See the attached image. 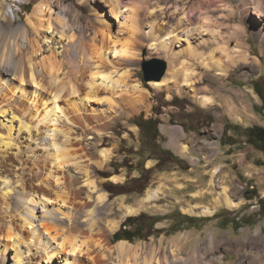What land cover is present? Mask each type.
<instances>
[{"label":"rangeland","instance_id":"obj_1","mask_svg":"<svg viewBox=\"0 0 264 264\" xmlns=\"http://www.w3.org/2000/svg\"><path fill=\"white\" fill-rule=\"evenodd\" d=\"M40 1L0 0V64H16L18 72L27 77L29 90L27 97L16 93L14 82L18 81L13 74L8 77L15 78L1 86L0 193L13 189L9 197L13 202L22 188L36 200L46 193L51 198L49 216L57 219L50 229H59L67 238H87L98 264L142 260L141 252L122 254L115 246L119 241H112L128 216L165 217L181 211L213 217L220 213L219 218L185 225L175 233L169 232L172 220L163 219L155 225L163 232L127 241L152 243L162 256L177 249L188 264H213V258L222 255L226 263L238 264L249 249L254 250L244 235L260 234L264 240V214H258L259 201L264 198V155L243 138L235 146L223 145L221 138L228 121L244 127L264 125L263 100L257 93L264 94V11L256 13L257 5L264 10V0H121L119 16L112 10V0H47L52 1V9L36 14L34 6ZM14 2L18 9L13 15ZM177 4L189 9L185 22L180 20L184 15ZM64 6L71 10L59 14ZM97 8L101 15L94 12ZM107 18L113 22L109 33L102 22ZM62 24L64 30L59 28ZM3 26L20 32L3 39ZM234 28H240L238 38L229 36ZM174 30L179 37L171 43L174 33H166ZM125 44L135 47L138 55L125 59L110 50L105 53L107 46L120 49ZM240 48L249 53L247 59L238 56ZM212 57L220 59L225 71L219 72ZM154 58L167 62L166 73L159 81H146L143 63ZM33 69L42 83L37 94L30 91L36 86L29 80ZM184 71L194 81L193 88ZM102 72L110 78L104 79ZM162 80L168 85H155ZM139 83L146 95L144 102L134 99L139 95L134 86ZM57 92L60 96L54 97ZM205 96L213 98V103L203 106L198 99ZM54 98L61 109L67 108L65 112L58 109L55 115ZM72 101H77V108L70 106ZM45 110L50 112L48 117ZM142 112L146 118L160 119L159 144L182 162L164 161L160 164L163 170H158V155L142 152V131L131 123ZM58 147L68 152L69 162L62 167L53 162ZM143 159L146 168H153L143 193L108 190L106 183L123 184L138 177L137 165ZM216 167L219 172L213 178ZM57 177L64 183L58 184ZM91 180L96 189L88 184ZM223 187L236 207L227 206ZM149 191L160 193L143 203ZM103 193L107 200L102 202L98 197ZM128 205L139 208L138 212L128 214ZM196 206L213 207L214 213L201 215ZM37 211L43 214L41 205ZM65 215L74 216L75 221L69 223ZM236 216L251 223H227ZM16 251L14 247L0 251V261L15 264ZM84 260L82 264H94L87 256ZM154 264L160 262L155 259Z\"/></svg>","mask_w":264,"mask_h":264},{"label":"bare ground","instance_id":"obj_2","mask_svg":"<svg viewBox=\"0 0 264 264\" xmlns=\"http://www.w3.org/2000/svg\"><path fill=\"white\" fill-rule=\"evenodd\" d=\"M14 1H22V0H14ZM109 1L110 0H100V2H104V3H107ZM145 1L146 0H141L142 3H145ZM178 1L182 2L183 0H178ZM111 2H112L111 6H112V10L114 11V14L116 16L117 15L119 16V14L122 12L121 11L122 1L121 0H112ZM259 2L261 3V1H259ZM51 3H52V1L50 2L47 0H42V1L38 2L34 6V13L42 14L43 12H45L48 9V7H49V9H52ZM178 6H180L179 10L181 8L180 15H182V14L184 15V16L180 17L181 18L180 20L185 22L184 21L185 16H186V14H189V9H187V7L184 8V6H185L184 4L183 5L177 4L176 8H178ZM259 7H260L259 5L256 6V8H257L256 13L261 14V12L264 10L260 9ZM70 10H71L70 6L61 7L59 14H65L66 11H70ZM132 10L134 13H136L135 8L132 7ZM104 11L105 10H103L101 12L104 14L105 13ZM94 12L96 14L101 15L100 10L98 8L95 9ZM263 21H264V18H263ZM102 22L105 25V31L106 32L108 31V33H109V31H111V29L113 28L112 27L113 22L108 18ZM48 27L49 28L51 27V22H49ZM59 28L64 30L65 26L62 24V25H59ZM263 28H264V26H263ZM1 31H2V38L3 39H6L7 37H16L18 32H20V30L17 28H12L8 31L4 26L2 27ZM96 32H97V29H96ZM174 32H175V30L172 32L169 31L166 33V35L173 34ZM175 34L176 33H174L173 35H171L172 37H170L169 41L171 43H173L175 40H178L179 36L177 34L176 35ZM240 34H241L240 28H234L231 31H229V36H231V37L238 38ZM71 40H73V39H71ZM162 42H164V41H162ZM168 45L169 44H167V46ZM108 50L119 53L121 55V57L125 58V59H128V58H131L132 56L138 55L136 53L135 47H130L127 44H125V46L121 47L120 49H118V47L116 45H114L113 47L107 46V49L105 50L106 54H107ZM99 55L103 57L105 54L100 53ZM238 56L243 58V59H247L249 57V53H247L244 49L240 48L238 50ZM211 60H213V57ZM213 61H214V64L216 65L217 69L220 70L219 72H222L223 70L225 71V68L221 64L222 62L220 61V59L217 58V60L215 59ZM212 65H213V63H212ZM0 68H1L0 71H3V73L4 72L7 73V74H0V91L2 90L1 86H4V84L7 81H10L12 78L16 77L18 82H14V85L16 87L15 92L16 93L19 92L20 95L23 97L29 96V94H28L29 90L25 86L27 77L24 76L22 73L18 72V66L16 64L4 65L1 63ZM210 68H211V65H210ZM186 69H185V71H186ZM189 69L191 71L192 68H189ZM185 73H186L185 78L188 77L186 79V81L188 83H189V81H191L189 88H193L191 86L194 85V81L189 78L190 75L188 72H185ZM8 74H10V75L13 74L15 77L10 78V76L8 77ZM101 75L103 76L104 79L108 78V76H109V75L107 76V74L104 72H102ZM54 78H56V77H54ZM57 79H55V80L57 81ZM94 79L95 78H92V80H93L92 84H94ZM29 80L31 82H34L36 85L33 90H30L31 93L37 94L38 93V87L40 86V84L42 85V83H41V81L38 80V76L35 73L34 69L31 72ZM1 81H3V83H1ZM154 83L158 87H161L163 85H168L167 83H165V80H162L161 82H154ZM168 88H170V86ZM60 89L61 88H59V91H60ZM169 90H171V89H169ZM91 91H92L91 89L87 91L88 96H90ZM134 93L135 94L139 93V95L134 99L142 100V101L144 99H146V95H145L143 89L141 88L140 83L136 84L134 86ZM55 95L56 96H54V97L60 96V94L58 92ZM198 100L203 106H207V105L213 103V101H214L213 98H211L210 96L201 97ZM138 102H140V101H138ZM52 103H53V106H52L53 109L52 110L55 112V115L57 114L56 111L58 109L63 110L64 112L67 109V108L66 109L64 108L65 110L61 109V107L59 106V104L55 98L52 99ZM46 104H47V102H46ZM7 105H9V103H7ZM70 106H73V109L77 108V101H75V102L72 101L70 103ZM2 107L5 109V105ZM49 114H50V112H47L46 116L48 117ZM103 154L106 158H108L107 154H105L104 152H103ZM53 162H54V164H57L61 167L64 166V164L69 162L68 152L66 150L62 151L58 147V151H57V153H55V156L53 157ZM218 172H219V167H216L214 169L213 178H214V176H216V174ZM56 181L58 182V184H60L59 182H61V184L64 183V181H62L61 177H57ZM88 184L92 185L94 187L93 189L97 188V186L93 180L89 181ZM213 185H215L214 179H213ZM12 192H13V189L8 187L7 190L0 193V197H1L0 198V251H2V253H3V252H6V250L9 247L16 248L17 251H16V254L14 257V259H15L14 263L15 264H82V263H84V261H85L84 257L86 259V256L91 258L92 261L94 262V264H98L97 260H96L97 255H94L93 254L94 251L93 252L91 251L87 238L84 239L79 235H75V236L73 235L74 237H71V235H69V234H67V235H69L71 238H67V236L66 237L63 236V234L66 235L65 233L62 232L63 234H60L61 231H59V229H56V228H54L55 230L50 229V224L52 225L54 223H57V219H56V217H53V216L50 217L49 216L52 214V210L48 207L49 206L48 204H50L49 202H50L51 198L46 193L40 194L41 198L39 200H36L34 198V196H29L28 193L26 192V190L24 188H22V190H19L17 192L18 198H16V200L13 202V201L9 200V197L12 194ZM157 193L159 194L160 192L149 191L147 197H145V199L142 202L144 203L145 201H147V202L152 201L153 198H155V195H157ZM31 194H33V192ZM221 194L224 196L225 202H226L228 207L233 208V207H236L238 205L235 201H233L230 198L227 188L223 187V192ZM98 200L102 201V202L107 200L106 193L99 195ZM40 205L42 206L43 214L39 215L37 208ZM196 208H199L198 213H200L201 215H211L214 213V209H215L213 207H208V206H196ZM126 209H127L128 214H130V215L136 214L139 210V208H136V207H133L130 205H128L126 207ZM190 210L194 211L193 209H190ZM93 212H94V210H91L89 212L90 215H93ZM65 216L68 218L69 223L70 222L73 223L75 221L74 216H71V215H65ZM90 225H94V223H90ZM69 228H71V227H69ZM25 231H27L28 234H25ZM53 231L54 232L59 231V233L57 234V232L54 233ZM63 231H65V230H63ZM246 236L244 235V237H245L244 239H247L249 241V244L252 245L254 250L249 249L244 254L243 258L240 259L241 261L238 264H260L259 261L264 260V240L260 234L253 236V238H246ZM97 245H99L101 247L103 246V244L99 243V242L97 243ZM21 246L22 247L26 246V247H25V249H22ZM115 246H116V249L122 254L127 253V254H132L133 256H135L139 252H141L143 254V258L140 262H136V264H154L155 259H157L160 262V264H188L189 263L187 258L182 256L181 252L179 250H177V249L172 250L171 254L165 253V255L162 256L161 252H159L158 249L152 243L133 244L127 240H119V242ZM146 252H147V254H146ZM212 261L215 264H228L224 261L223 255L216 257V258H213ZM0 264H5V263H4V261L3 262L0 261ZM87 264H89V263H87Z\"/></svg>","mask_w":264,"mask_h":264},{"label":"trees","instance_id":"obj_3","mask_svg":"<svg viewBox=\"0 0 264 264\" xmlns=\"http://www.w3.org/2000/svg\"><path fill=\"white\" fill-rule=\"evenodd\" d=\"M255 88H257L256 85ZM257 93L261 96L263 100L262 106L264 107V94L259 90ZM131 123L137 125L142 131V152L149 153L153 151L156 155H158L156 169L163 170L160 168V164L164 161L167 163H180L183 161L181 157L177 156L172 151L163 148L159 144L161 134L159 129L160 119L158 117L151 116L146 118L145 114L142 112L139 115L134 116L131 119ZM240 138H243V142L245 144L251 146L254 150L264 155V125L254 123L250 126L244 127L243 125L230 121L226 122L221 143L223 145L235 146L236 144L242 143L239 141ZM143 161L144 159L137 165L140 172L138 177H134L123 184H114L112 182L106 183L108 185V190L120 193V191H118V188H120L121 193H143L152 180L153 172V168H146ZM258 164L263 165L260 161H258ZM106 176L108 177L109 175ZM250 192H253V190ZM253 197V195H250L248 198ZM259 203L260 210L258 214L262 216L264 214V198H261ZM219 217L220 213H216L213 217H195L183 214L181 211H173L170 215H165V217L141 213L136 216H128L122 223L121 228L112 235V241L117 242L119 240H129L134 242L136 239H148L152 234H159L164 231V229L155 227V225L163 219L172 220L169 232L175 233L184 229L185 225L196 226L198 223H202V220H211L212 218ZM239 222L247 224L251 223L247 220V218H239L238 216L232 217V219H230L227 223L236 225V223Z\"/></svg>","mask_w":264,"mask_h":264},{"label":"water","instance_id":"obj_4","mask_svg":"<svg viewBox=\"0 0 264 264\" xmlns=\"http://www.w3.org/2000/svg\"><path fill=\"white\" fill-rule=\"evenodd\" d=\"M167 67V62L160 58L144 62L143 71L145 80H161L166 73Z\"/></svg>","mask_w":264,"mask_h":264},{"label":"built area","instance_id":"obj_5","mask_svg":"<svg viewBox=\"0 0 264 264\" xmlns=\"http://www.w3.org/2000/svg\"><path fill=\"white\" fill-rule=\"evenodd\" d=\"M14 7H15V8H14ZM17 9H18V6H17V4L14 2V3H13V7L10 8V12L14 15Z\"/></svg>","mask_w":264,"mask_h":264}]
</instances>
